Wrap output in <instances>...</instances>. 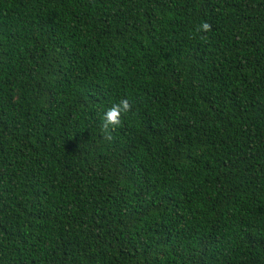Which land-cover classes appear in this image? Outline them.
I'll return each mask as SVG.
<instances>
[{
	"label": "trees",
	"instance_id": "trees-1",
	"mask_svg": "<svg viewBox=\"0 0 264 264\" xmlns=\"http://www.w3.org/2000/svg\"><path fill=\"white\" fill-rule=\"evenodd\" d=\"M0 264H264V0H0Z\"/></svg>",
	"mask_w": 264,
	"mask_h": 264
},
{
	"label": "clouds",
	"instance_id": "clouds-1",
	"mask_svg": "<svg viewBox=\"0 0 264 264\" xmlns=\"http://www.w3.org/2000/svg\"><path fill=\"white\" fill-rule=\"evenodd\" d=\"M203 29H207L208 24L201 25ZM129 109V101L122 99L118 104H114L111 108L107 109L104 113V118L108 123H118L120 115L126 113Z\"/></svg>",
	"mask_w": 264,
	"mask_h": 264
}]
</instances>
